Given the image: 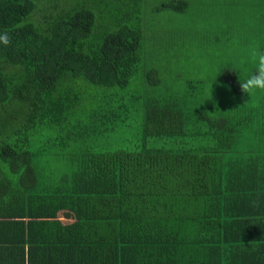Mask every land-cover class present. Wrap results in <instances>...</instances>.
<instances>
[{"label": "trees", "instance_id": "1", "mask_svg": "<svg viewBox=\"0 0 264 264\" xmlns=\"http://www.w3.org/2000/svg\"><path fill=\"white\" fill-rule=\"evenodd\" d=\"M132 1L0 0V211L70 213L77 258L264 264V91L220 116L133 88Z\"/></svg>", "mask_w": 264, "mask_h": 264}, {"label": "rangeland", "instance_id": "2", "mask_svg": "<svg viewBox=\"0 0 264 264\" xmlns=\"http://www.w3.org/2000/svg\"><path fill=\"white\" fill-rule=\"evenodd\" d=\"M169 1L181 8H161ZM127 6L139 8L142 30L133 88L154 86L189 111L208 105L220 116L245 114L258 100L259 92L243 93L239 80L254 71L250 49L264 47V0H133ZM59 135L42 130L31 147Z\"/></svg>", "mask_w": 264, "mask_h": 264}, {"label": "crops", "instance_id": "3", "mask_svg": "<svg viewBox=\"0 0 264 264\" xmlns=\"http://www.w3.org/2000/svg\"><path fill=\"white\" fill-rule=\"evenodd\" d=\"M70 215L65 211L58 214L55 220L61 221L64 225L45 224L42 218V223H40L36 217L30 219L31 223L28 225L26 210H21L18 214L11 210L9 213H6L5 210L0 211V264L111 263L113 261L111 257H99L97 260H92L90 256L77 258L76 251L72 246L60 245L74 244L75 230H71L67 225L72 220ZM13 232H18L24 242L14 243ZM38 232L43 234L41 238L38 237ZM33 239L36 240L32 241ZM38 255H40L39 258ZM116 264L119 262L117 261Z\"/></svg>", "mask_w": 264, "mask_h": 264}, {"label": "clouds", "instance_id": "4", "mask_svg": "<svg viewBox=\"0 0 264 264\" xmlns=\"http://www.w3.org/2000/svg\"><path fill=\"white\" fill-rule=\"evenodd\" d=\"M0 42L7 45L9 37L7 33L0 34ZM248 62L252 63L254 71L249 73L243 80H239V87L247 95L264 91V51L258 46L252 47L249 51Z\"/></svg>", "mask_w": 264, "mask_h": 264}]
</instances>
